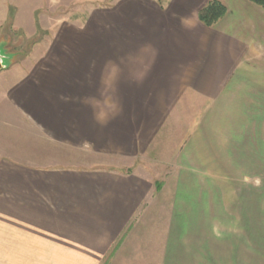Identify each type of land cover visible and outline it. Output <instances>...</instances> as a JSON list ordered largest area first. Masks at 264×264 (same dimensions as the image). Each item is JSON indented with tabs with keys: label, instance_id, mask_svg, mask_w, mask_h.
Masks as SVG:
<instances>
[{
	"label": "crops",
	"instance_id": "0c3cea01",
	"mask_svg": "<svg viewBox=\"0 0 264 264\" xmlns=\"http://www.w3.org/2000/svg\"><path fill=\"white\" fill-rule=\"evenodd\" d=\"M209 1L17 13L46 39L0 71V264H264V7Z\"/></svg>",
	"mask_w": 264,
	"mask_h": 264
},
{
	"label": "rangeland",
	"instance_id": "374dc122",
	"mask_svg": "<svg viewBox=\"0 0 264 264\" xmlns=\"http://www.w3.org/2000/svg\"><path fill=\"white\" fill-rule=\"evenodd\" d=\"M113 1L114 0H4V14L6 20L4 19L3 21H5V23L0 26V41L5 42V48L10 52H14L16 49L20 50L24 46H27V44L31 45L34 43L36 38L40 37V39H46L45 19L47 14L63 13L69 15L70 19H83L85 16L88 17V15L92 14L98 6L110 5ZM22 8H27L29 10V12L26 11L28 18L27 23L30 24L28 29H31L30 27L33 29L34 25L37 24V22H32L35 16H37L38 19L39 15H42L41 17L46 16L44 20H38V31L32 36H28L23 28L14 26V18L18 12L20 13ZM71 22L73 23V21ZM18 55L26 56L28 53L23 54L22 52H18ZM20 59V56L17 57L14 64H18ZM0 126L2 128V126L5 125H2L0 122ZM7 127L10 128L8 125ZM2 138L3 137H1V139ZM256 184L264 188V179L256 182Z\"/></svg>",
	"mask_w": 264,
	"mask_h": 264
},
{
	"label": "trees",
	"instance_id": "16d2710c",
	"mask_svg": "<svg viewBox=\"0 0 264 264\" xmlns=\"http://www.w3.org/2000/svg\"><path fill=\"white\" fill-rule=\"evenodd\" d=\"M251 2L264 7V0H250ZM227 12V6L220 0H210L200 11V20L208 25H214Z\"/></svg>",
	"mask_w": 264,
	"mask_h": 264
},
{
	"label": "water",
	"instance_id": "95a60500",
	"mask_svg": "<svg viewBox=\"0 0 264 264\" xmlns=\"http://www.w3.org/2000/svg\"><path fill=\"white\" fill-rule=\"evenodd\" d=\"M17 55V52L8 51L5 48V42L0 41V71L10 67Z\"/></svg>",
	"mask_w": 264,
	"mask_h": 264
}]
</instances>
